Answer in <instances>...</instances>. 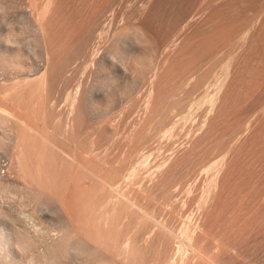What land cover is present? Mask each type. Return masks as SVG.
<instances>
[{
	"label": "bare ground",
	"instance_id": "obj_1",
	"mask_svg": "<svg viewBox=\"0 0 264 264\" xmlns=\"http://www.w3.org/2000/svg\"><path fill=\"white\" fill-rule=\"evenodd\" d=\"M86 6L61 25L60 0H0V264L202 254L200 224L181 221L180 237L172 228L177 163L155 162L152 144L168 149L187 122L204 126L202 138L232 115L237 90L264 66V0ZM31 203L60 217L42 244L24 222L45 221Z\"/></svg>",
	"mask_w": 264,
	"mask_h": 264
},
{
	"label": "rangeland",
	"instance_id": "obj_2",
	"mask_svg": "<svg viewBox=\"0 0 264 264\" xmlns=\"http://www.w3.org/2000/svg\"><path fill=\"white\" fill-rule=\"evenodd\" d=\"M81 2L87 8L89 0H60L57 22L63 25L69 21ZM244 61L252 64L250 56ZM120 63L118 68L124 70ZM248 82L236 92L238 102L232 115L209 124L202 138L204 126L187 122L168 149L152 144L155 162L177 163L172 182L175 198L183 206L171 222L175 234L182 236L181 221L190 222V227L201 226L195 233L203 253L193 256L188 248L177 254L173 249L169 264H264V66ZM8 161L6 156L0 158L1 172ZM28 207L45 220L36 227L35 221L23 217L26 224L37 228L38 243L42 244L47 234L54 232L59 214L47 204L31 203Z\"/></svg>",
	"mask_w": 264,
	"mask_h": 264
}]
</instances>
